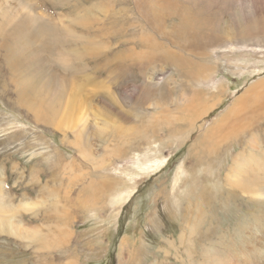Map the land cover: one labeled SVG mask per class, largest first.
Returning <instances> with one entry per match:
<instances>
[{"label":"rangeland","instance_id":"obj_1","mask_svg":"<svg viewBox=\"0 0 264 264\" xmlns=\"http://www.w3.org/2000/svg\"><path fill=\"white\" fill-rule=\"evenodd\" d=\"M252 2H189L217 40L163 0L23 2L50 38L20 60L32 42L0 30V264H264V175L228 178L264 159V113L240 135L222 121L257 83L264 102ZM34 56L58 79L55 107L22 94Z\"/></svg>","mask_w":264,"mask_h":264},{"label":"bare ground","instance_id":"obj_2","mask_svg":"<svg viewBox=\"0 0 264 264\" xmlns=\"http://www.w3.org/2000/svg\"><path fill=\"white\" fill-rule=\"evenodd\" d=\"M6 1L7 2L16 1V3H18L19 6H22V10L16 15H13L16 12V10L8 7L9 9L6 12H3L4 7L2 8L0 7V17H1L0 18L1 19L0 30L5 34L6 38H8L9 42L13 45L15 43H20V42H27V41H29L30 43L32 42L33 48L29 46H25L21 49L19 58L20 60H25V58L32 55L30 53L31 51L38 50L44 42H48L50 38V33L49 34H43V33L34 34L33 33L34 28L42 29L46 27L47 20L44 19V17H40L41 15L40 16L33 15L30 11V8H29L30 6L28 4L24 5L23 2L25 0H6ZM163 1L166 2L167 4L165 5L166 8L169 6H173L176 8V10L180 13V18L182 21L181 23L183 24V26L187 28H189L190 26H193V27L198 28V30L204 33H206V31L207 32L209 31L213 35V36L210 35V38L217 40L214 36L215 34H213L215 30L214 23L216 24V21L210 16L200 17L199 13L191 12L189 10V7H190L189 2L191 0H179L175 2H169V0H163ZM201 1L203 0H198V2H201ZM226 2L229 3L230 0H226ZM176 3L179 7H177ZM260 11L264 12V0H254V3L252 2V13H251L252 17L255 19L257 16V13H259ZM18 29H24V30L21 33V32H18ZM64 32H63L64 33L63 35L64 36L66 35L67 36V37L65 36L66 38H68L70 35H73V34H70V32L69 33H67L66 31ZM58 35L59 34H57L56 36L58 37ZM18 59L15 60L14 63H16ZM57 59L60 62H66L63 54H60V57ZM40 60H41L40 57L34 56L28 60V62L32 63L31 67L25 64L24 68L27 70V74L20 80V82L22 83V91H23L22 94L24 93L27 96L28 93L33 92L36 94V96L41 97L42 100L47 99L48 101H51L50 106L55 107L56 100L59 98L58 96L59 93L57 90L58 79L55 78V76H50L49 81H47L46 78H41L40 73H39V69L41 68L40 67L41 65L39 64ZM29 68H33V70L30 71ZM36 74L37 76H35ZM60 83H63V82L60 81ZM258 85L259 84L257 83L251 86L246 91L244 96L237 98L235 102L233 103V106L229 108L226 115L224 116L222 121H226V127L230 131V133L236 132L237 134H242L245 130V126H244L242 119H246L250 115L252 117H255L254 116L255 111L261 110V112L264 113V107H262L264 106V102L256 103V102L251 101L253 100L252 97L258 98L257 97L258 93L256 91L258 88ZM52 86L56 87V89L55 88L53 89ZM237 110L240 111L239 114L237 113ZM260 116L261 115H259L258 118H261ZM253 121L254 120L251 121V124L254 126V123L257 121L255 122ZM85 122L83 123L85 124ZM107 126H109L110 128L112 127L108 123H107ZM80 138H82L81 133H80ZM255 141H256L255 137L250 140V142L252 143V147H251L252 151L255 149V145H254ZM238 158L244 160L242 154L239 155ZM253 161L255 162L254 163L250 162L249 164H244L241 161H234L233 175L232 177H228L229 180L234 181L235 179H239L241 181L243 175L248 174L249 169H253L254 172L257 174L264 175V159L257 156L256 160L253 159ZM256 194L260 197H264V192H262L261 190H257ZM9 224L12 225V220H6L5 218H0V232L1 231L3 232L4 230L9 229Z\"/></svg>","mask_w":264,"mask_h":264},{"label":"crops","instance_id":"obj_3","mask_svg":"<svg viewBox=\"0 0 264 264\" xmlns=\"http://www.w3.org/2000/svg\"><path fill=\"white\" fill-rule=\"evenodd\" d=\"M237 135H240V134H237Z\"/></svg>","mask_w":264,"mask_h":264}]
</instances>
